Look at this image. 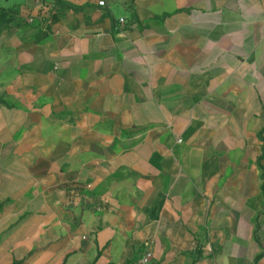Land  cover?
Returning a JSON list of instances; mask_svg holds the SVG:
<instances>
[{
  "label": "crops",
  "instance_id": "1",
  "mask_svg": "<svg viewBox=\"0 0 264 264\" xmlns=\"http://www.w3.org/2000/svg\"><path fill=\"white\" fill-rule=\"evenodd\" d=\"M11 4L0 264H264V0Z\"/></svg>",
  "mask_w": 264,
  "mask_h": 264
},
{
  "label": "rangeland",
  "instance_id": "2",
  "mask_svg": "<svg viewBox=\"0 0 264 264\" xmlns=\"http://www.w3.org/2000/svg\"><path fill=\"white\" fill-rule=\"evenodd\" d=\"M8 2V0H0V14L2 15V17H3V19L4 20H7V19H10L11 18V16L9 15V12H8V14H6V13H3V12H1V9L3 8V5H5V3H7ZM10 11H15L14 9H13V7H12V4L9 6V8H8ZM2 19V18H1ZM1 19H0V22H1ZM16 19H18L17 18V15L15 14V12H14V15H13V17H12V22L14 23V22H16ZM11 22V23H12ZM3 24V23H2ZM3 25H1V23H0V33L2 32V27Z\"/></svg>",
  "mask_w": 264,
  "mask_h": 264
},
{
  "label": "trees",
  "instance_id": "3",
  "mask_svg": "<svg viewBox=\"0 0 264 264\" xmlns=\"http://www.w3.org/2000/svg\"><path fill=\"white\" fill-rule=\"evenodd\" d=\"M13 7V9L15 10L14 12H15V14L18 16L19 14H20V8L19 7H17V6H12ZM1 12H3V13H6V14H8V12H9V15L11 16V18L10 19H7V20H4L3 19V17H2V15L0 14V19H1V25H3V26H5V25H9V24H11V20H12V17H13V15H14V12L13 11H10L8 8H5V7H3L2 9H1ZM3 23V24H2ZM13 23V22H12Z\"/></svg>",
  "mask_w": 264,
  "mask_h": 264
},
{
  "label": "built area",
  "instance_id": "4",
  "mask_svg": "<svg viewBox=\"0 0 264 264\" xmlns=\"http://www.w3.org/2000/svg\"><path fill=\"white\" fill-rule=\"evenodd\" d=\"M103 4H104V2H101V5H103ZM149 257H150V255H149ZM149 257H148V258H149Z\"/></svg>",
  "mask_w": 264,
  "mask_h": 264
}]
</instances>
